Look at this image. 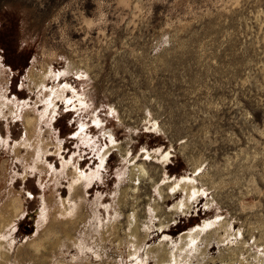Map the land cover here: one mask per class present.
Segmentation results:
<instances>
[{
    "label": "rangeland",
    "instance_id": "1",
    "mask_svg": "<svg viewBox=\"0 0 264 264\" xmlns=\"http://www.w3.org/2000/svg\"><path fill=\"white\" fill-rule=\"evenodd\" d=\"M0 68V93L16 114L0 116V209L12 194L22 210L3 233L10 264H155L146 252L165 236L178 244L217 220L233 228L234 242L243 235L250 264L258 254L264 263V0H0ZM45 70L47 89L68 86V101L57 98L55 112L28 127L50 143L40 172L13 147L27 133L22 108L45 110L30 80ZM73 164L86 174L83 219L68 228L85 250L67 246L61 216L36 254L32 242L49 227L54 201L72 198ZM181 178L198 179L207 196L171 213L186 195L168 187ZM107 206L121 213L123 241L133 213L135 225L153 224L143 259H126L127 242L123 251L116 239L100 242ZM57 237L65 244L55 249ZM209 240L216 264H230L221 263L227 247Z\"/></svg>",
    "mask_w": 264,
    "mask_h": 264
},
{
    "label": "bare ground",
    "instance_id": "2",
    "mask_svg": "<svg viewBox=\"0 0 264 264\" xmlns=\"http://www.w3.org/2000/svg\"><path fill=\"white\" fill-rule=\"evenodd\" d=\"M47 70H45V72H43V73L41 72L43 76H40V77H39V75H38V77H37V75H34V74L30 75V80H31L32 84L35 85L37 90H41V93L43 92L41 98L39 97L38 100L41 101V104H44L45 110L40 112L39 107L37 109H35L34 107L32 108L30 105L22 108V110H21L22 116L21 117L23 119V122L25 123V128L27 129V133H25V135L23 136L24 138L22 137L23 140L19 143L17 142V144L13 147L14 148L13 154L15 155V158L19 159V161L21 159V154H23L22 153L23 149H25V151L27 152V155H29V153H30V156L28 158L26 157V159H24L25 162L27 161L25 168H27L28 170H30V168L31 169H35V168L39 169L41 167L42 160L46 159V157H47V153H48L47 151L49 150L48 146L50 145V143L44 138V134H42L41 128H39V130L35 129L32 131V130L28 129V127L29 126L37 127V125H39L43 122L45 117H49L52 113H54L55 109L57 107V101H58V100H56L57 98H59L62 101H63V99H65V101H68V99H66V97L64 96V92L66 91L68 86L59 87L57 85L58 87H56L52 91H49L47 89V87H46L47 86V78L50 77L48 75L49 73ZM1 71H2V69L0 68V72ZM38 74H40V73H38ZM52 74L53 73L51 72L50 75L52 76ZM59 75H61V73ZM72 100L73 99H71L69 102H72ZM79 102L82 103L83 105L85 103V102H82V99H80ZM36 103H39V102L36 101ZM5 110H9V114H12V115L15 114L13 102L7 98L6 92L3 90V93H0V116H4ZM58 148H60V147H58ZM57 151H59V150H57ZM108 152H109V150L107 152H104L105 154L101 158L103 160V164H104V160H105L104 158H105L106 154H108ZM161 157H163V155ZM46 161H48V160L46 159ZM22 163H24V162H22ZM130 163H133V162L130 161ZM73 167H74V171L69 169L70 172H69V174H67L68 176L73 177V182L70 183L71 188L74 189V190H72V193H73L72 198L68 200L69 204L66 203L65 200L62 201V204L57 203L56 201L53 200L57 206H56V209L54 208V206H52L55 210L53 211V213H51L52 219L50 220L49 227L44 231V233H42L39 237H37V239L35 241L32 242L33 243L32 247H34V251L36 254H41L43 248L48 249V248H46V246H44L42 244V238H43V236L45 237L50 233L48 231L55 229L53 227V226H55L54 222H58V218H60L61 216L67 217V220L62 222V228L64 230L63 232L66 235V237L63 239H65V241L67 239L68 243H69L67 246L69 248L77 247L79 249V252L81 251L82 254L85 250V248L84 249L82 248L83 241H77L76 239H74L72 233L70 232V230L68 228L70 225H73L75 223L77 224L79 221L82 222V219H83V217L81 216V213H80V211L82 209L81 206H83L82 205V203H83V194H82L83 188L80 187V183H81V179L84 176H86V174H84L81 171V169H78V166H76L75 164H73ZM198 167H200V166H198ZM66 169H68V165L64 166V170H66ZM139 169H140V167L138 166V164L134 165L133 167H131L129 169L131 180L135 176L140 175ZM200 170H201V168H198V169H196L195 172L200 171ZM38 171L41 172L40 169ZM93 176H95V174L92 175L91 177H88V178L91 179ZM200 178H201V176L199 177V179ZM197 181H198V179L197 180L196 179L190 180V178H181L180 180L177 179L174 184H172L168 187V189L170 188V190L172 192H174L175 190L178 192V190L180 191V189H182L183 193L185 192L184 194L186 195V196L184 195L185 196L184 198H181L182 200L178 204L174 205L173 209L171 210V213H175V212H179V211L184 212V209L189 208V204L192 201V199L193 200L198 199L200 196H203V194H206V196H207V192L203 188L199 187L196 184ZM73 183L77 184L76 188L74 185H72ZM122 190L123 189H121V191ZM160 191H161V189L159 190V192ZM160 194H161V192H160ZM120 195L121 196L119 197L118 204L123 199V195L122 194H120ZM19 203H20L19 198L16 195L11 194V195H9L7 203L5 205H3L0 209V264H10L11 263V262H9V260H10L9 256L10 255L7 254L8 248L6 247V245L10 246L11 244L9 241L7 243L5 242L7 237L3 233L5 232L4 229L13 222V220L16 218V216H18L17 215L18 212L22 211V210H20L21 208H20ZM108 208H109V206H107V208H106V211L108 214V223L105 226L103 225L104 227L100 225L99 228H97L95 230L98 231V233L101 235V241L100 242L105 243L108 240H110L111 242H114V240L116 239L118 247H119V249H121L120 245L123 241L122 240L123 238L121 239L120 235L118 234V228L120 227L119 226L120 223L118 221V216L121 213L119 210H116L115 213L111 215L109 213ZM48 209H50V208L48 207ZM48 209L46 207L45 211L41 213V218L43 219V221H42L43 224L48 221L47 220ZM151 211H153L155 213L157 211V209L153 208ZM45 213L47 216L45 215ZM134 218H135L134 213H133L132 217L128 218L129 223L127 225L129 226V230H128L129 232L126 234V238H125L126 241H123V243L127 242L128 251L126 252V254H127L126 259H128V261H130L132 259H137V258L141 260L142 257L140 255V251L142 250V248L145 245H147L146 241H147V238L150 237V234H151L150 231H151V229H152L151 227L153 225V224L151 225V224L147 223V221H146V223H143V224L137 223L135 225L134 222H136V221L134 220ZM49 219H50V216H49ZM93 219L96 221V216H94ZM151 219H153V218H151ZM101 223H102V221L100 220L99 224H101ZM162 223L160 222V224L158 225L160 228L159 231L165 230V225ZM232 230H233V228L231 226H229V223L225 220H223V221L217 220V221L207 222V223H204L203 226L193 227V229H191L189 231H185L183 234H181L179 239H178V242H179L178 244H175L172 241L168 242L167 241L168 236H165V239L162 241V243H160L159 246L151 248V250H148V252H146V257L149 259V261L152 257L155 258V264H195V263H197V264H216L217 263L216 259L212 258L209 255V252L213 250V249H210V247H209V245H210L209 239H211L212 237H218L219 245L221 247H227V248H225L226 249V253H225L226 255L225 256L223 255L221 263L226 262V260H225V257H226L229 259L230 264H235L237 262L238 258L243 256V258H241L242 261L240 264H250L249 260H248L250 258L244 257L243 252L246 250L248 252V254H250L251 246L248 244L247 241L243 240V237H242L243 235L240 234L241 232L239 233L241 236L240 240L237 237L238 238L237 241L234 242V240H232V237H233V235L231 234ZM165 232L166 231H164L162 234L165 235ZM88 234L89 233H87V236H85L86 238L89 237ZM239 234H237V235H239ZM55 239H57V240H55L56 242L54 244H52V246L55 247V249L57 246L58 247L62 246V243L65 244V242H60L58 237ZM99 240H100V238H99ZM88 248H91V247L89 246ZM94 253H96V252H94ZM41 255H44V254L42 253ZM258 255L261 256L260 254H258ZM258 255H255V257H254L255 260H259L257 264H264L263 262L261 263L262 257H258ZM95 256L98 258L101 257V255L98 253ZM43 259H45V258H43ZM75 259H77V258H75ZM144 259L141 261L137 260L138 261L137 264H148V262L144 261ZM78 261H80V260H78Z\"/></svg>",
    "mask_w": 264,
    "mask_h": 264
}]
</instances>
